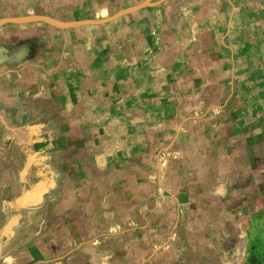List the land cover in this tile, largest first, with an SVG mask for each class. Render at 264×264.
Returning <instances> with one entry per match:
<instances>
[{"label":"rangeland","instance_id":"rangeland-1","mask_svg":"<svg viewBox=\"0 0 264 264\" xmlns=\"http://www.w3.org/2000/svg\"><path fill=\"white\" fill-rule=\"evenodd\" d=\"M119 1L0 0L1 40L40 77L39 121L59 132L26 143L39 157L25 185L0 192V264H264V0H179L136 32L130 15L158 0L114 14ZM81 63L86 81L66 80ZM131 71L133 171L114 176L113 157L96 167L93 109L128 103L112 78Z\"/></svg>","mask_w":264,"mask_h":264},{"label":"crops","instance_id":"crops-1","mask_svg":"<svg viewBox=\"0 0 264 264\" xmlns=\"http://www.w3.org/2000/svg\"><path fill=\"white\" fill-rule=\"evenodd\" d=\"M145 1L149 0H120L118 5L114 8V14L119 10L126 8L128 9L129 7L132 8ZM175 2L178 3L179 0H158L154 2L155 5L139 12V14L135 16L134 20L133 15H130L131 17L127 21L132 24L134 21L135 24L139 17L142 18L143 16L149 15L162 16L165 14H170L171 12H174L169 10L170 6H173ZM107 13L112 14L113 10L109 8V10L104 14L107 15ZM137 26L138 24L134 25L135 32L138 30ZM148 26L149 24L146 23L145 27ZM140 27L142 29L143 26L140 24ZM128 29L130 33L133 34V26L128 27ZM2 31L3 30H0V32ZM1 38L2 34H0V192L20 191V189H22V187L25 185V178L29 172L30 166L35 164L36 159L39 157L36 153H27L25 148L26 143L42 142L46 140L47 137L44 139L41 138L43 132L48 135V140H52L59 134V132L58 129L57 131L44 130L43 125L39 121L41 116L40 109H42V107L41 103H36L34 101L42 94L43 89L40 77H29L26 71L25 56H20L18 53L15 55L11 54L10 48L6 46V43H4L3 39L1 40ZM132 39L133 38H129L128 40L130 42L115 44V46H133ZM122 40L125 41L127 39ZM83 45L88 44L83 43ZM23 48L24 46L21 48L19 46L17 51L20 52V49L22 50ZM182 62L183 60L180 63ZM130 69L132 68H127L126 70ZM73 72H76L77 74L80 72V74L77 78H75L71 76V73ZM180 73L181 70L178 69L176 72V77H179ZM86 74L87 71L84 64H76L75 68L71 67L69 64L66 80L72 78L84 82L86 81V77L84 76ZM129 75L130 79H128L126 83H120V78H112L115 83L113 86L118 90H133V97L130 98L128 103H115L113 108H111V104L109 102H104L99 106V108L93 109L98 111L97 125H99L101 128L95 133L93 138V144L96 146V152L93 154V156L96 155L94 158L97 159L96 167L98 169L105 168L103 166L105 165L106 159L113 157L114 160L119 161V163L111 170V172H109V174L114 176H122L123 174L126 176L128 175L127 173L133 171V143H137V137H133V128L137 127L141 113L139 112V99L135 94L138 87V82L135 79L132 71ZM162 76L164 79L167 78V75L164 73H162ZM109 78L111 79L110 76H107V79ZM55 88L57 89L56 84L50 82V87L48 90L57 91ZM159 95L169 94L162 91L159 93ZM123 101L125 103L126 99ZM27 109L31 110L28 111ZM104 110H109V112L102 113ZM121 110H126L124 112H129V114L125 117H122L120 115ZM28 113L30 114V118L29 120H26L25 118ZM123 138L126 139L124 141V145ZM11 143L16 145L17 150L10 151L9 147ZM86 143L90 144L89 141H86ZM26 153L28 154L27 156ZM83 157L89 158V155L85 154ZM11 159L12 163H10ZM26 164L28 165L27 167ZM121 179L119 182L113 185L112 190L114 192L118 190L119 186L123 185ZM54 189H57V187ZM60 189L61 188L58 190ZM129 189L133 190V187L130 186ZM129 200H131V203L133 202V198ZM19 201L20 199H17V204L20 203ZM121 202V200L117 201V199H115L113 205L115 207H121ZM63 203L65 202H62V204L59 203L58 205H63ZM71 204L73 207V201ZM71 204L67 208V213L72 212ZM1 205L2 204L0 201V206ZM94 207L91 208L94 209ZM91 208L89 210H91ZM83 210H87V205L83 206ZM56 215L57 208L55 205L51 212L50 218ZM22 219H25V217H22ZM39 222H43V220ZM116 224L118 223L115 221V219H113L111 228L114 226L116 227ZM49 232L50 236H52L53 231L49 229Z\"/></svg>","mask_w":264,"mask_h":264}]
</instances>
